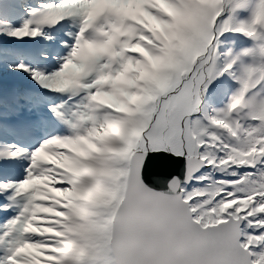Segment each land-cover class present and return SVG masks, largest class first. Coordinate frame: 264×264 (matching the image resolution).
Segmentation results:
<instances>
[{
    "label": "snow or ice",
    "instance_id": "1",
    "mask_svg": "<svg viewBox=\"0 0 264 264\" xmlns=\"http://www.w3.org/2000/svg\"><path fill=\"white\" fill-rule=\"evenodd\" d=\"M0 264H264V0H0Z\"/></svg>",
    "mask_w": 264,
    "mask_h": 264
},
{
    "label": "water",
    "instance_id": "2",
    "mask_svg": "<svg viewBox=\"0 0 264 264\" xmlns=\"http://www.w3.org/2000/svg\"><path fill=\"white\" fill-rule=\"evenodd\" d=\"M160 167H161V165H157L156 166V170H159Z\"/></svg>",
    "mask_w": 264,
    "mask_h": 264
}]
</instances>
